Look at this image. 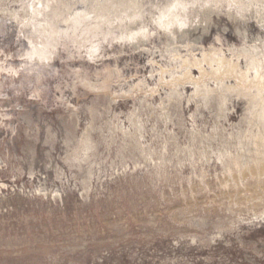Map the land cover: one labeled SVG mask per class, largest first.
Masks as SVG:
<instances>
[{
	"label": "rangeland",
	"instance_id": "rangeland-1",
	"mask_svg": "<svg viewBox=\"0 0 264 264\" xmlns=\"http://www.w3.org/2000/svg\"><path fill=\"white\" fill-rule=\"evenodd\" d=\"M63 1L35 0L40 79L17 70V31L0 40V264H264L245 51L264 65V12L232 23L208 8L170 49L109 42L132 0Z\"/></svg>",
	"mask_w": 264,
	"mask_h": 264
},
{
	"label": "clouds",
	"instance_id": "clouds-1",
	"mask_svg": "<svg viewBox=\"0 0 264 264\" xmlns=\"http://www.w3.org/2000/svg\"><path fill=\"white\" fill-rule=\"evenodd\" d=\"M116 7L125 14L113 25L115 35L109 38L110 43L133 46L156 36L165 40L168 48L174 49L185 43L181 40L188 41L186 29L201 26L196 17L202 11L213 8L232 23H246L257 11L264 12V0L256 3L251 0H220L219 3L206 0H132ZM35 10V0H0V40H6L11 31L18 32L17 43L24 46L17 51L20 61L17 70L32 82L41 76L37 68L40 62L27 48V41L32 38L31 25L38 19ZM236 35L240 39L248 38L247 31L239 28ZM102 52L103 43L100 42L93 46L91 55L96 57ZM40 67L46 68L47 65Z\"/></svg>",
	"mask_w": 264,
	"mask_h": 264
},
{
	"label": "bare ground",
	"instance_id": "bare-ground-1",
	"mask_svg": "<svg viewBox=\"0 0 264 264\" xmlns=\"http://www.w3.org/2000/svg\"><path fill=\"white\" fill-rule=\"evenodd\" d=\"M52 1H55V0H52ZM65 2L63 0H58V5L60 4H64ZM69 9V6H66V9L65 10H68ZM101 9L103 11H105V7L101 6ZM65 14L64 12V9L62 8H57L56 10V13L55 15L60 18L61 16H63ZM82 17V15H79L78 16V19H80ZM52 25V24H51ZM51 30V31H50ZM50 35H55L56 33V29L54 26H50ZM43 32H47V30H43ZM38 53L42 54V50H36ZM246 53L250 54L249 56V67L252 68L254 71H255V78L259 80V82H257L256 86L258 87V96L257 98L259 99L258 102L256 103V106H255V110H256V114H257V117L260 118V119H263L264 118V72H262V69H263V63L262 61H259V59L257 58V54L258 52L256 51H249V50H245ZM219 61H222V58H218ZM201 62H199L197 60V64L200 65ZM224 66V63L220 65L219 63V69ZM247 72H242V77L245 78V79H248V75H247ZM219 84H222L220 81H219ZM202 88V85H199L197 84L196 86V89L197 91H199L200 89ZM228 89H234L233 86H230L228 87ZM207 93V97L209 95V91L206 92ZM254 148L259 150L260 148H263L264 149V138L262 139H259V138H255L254 139Z\"/></svg>",
	"mask_w": 264,
	"mask_h": 264
}]
</instances>
